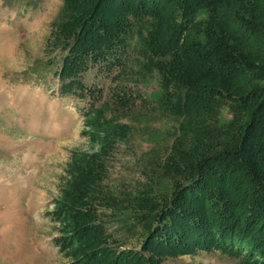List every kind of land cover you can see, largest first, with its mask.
Returning <instances> with one entry per match:
<instances>
[{
  "label": "trees",
  "instance_id": "16d2710c",
  "mask_svg": "<svg viewBox=\"0 0 264 264\" xmlns=\"http://www.w3.org/2000/svg\"><path fill=\"white\" fill-rule=\"evenodd\" d=\"M52 34L62 95L101 96L86 74H120L134 58L158 84L154 108L175 122L142 187L116 192L107 163L131 127L108 118L106 102L90 104L85 124L100 147L71 156L52 213L71 264H163L199 251L263 264L264 0H64ZM122 92V104L133 102ZM121 230L145 239L121 250Z\"/></svg>",
  "mask_w": 264,
  "mask_h": 264
},
{
  "label": "rangeland",
  "instance_id": "374dc122",
  "mask_svg": "<svg viewBox=\"0 0 264 264\" xmlns=\"http://www.w3.org/2000/svg\"><path fill=\"white\" fill-rule=\"evenodd\" d=\"M63 1L44 0L26 11L5 7L0 0V264H71L56 242L63 224L52 213L71 156L100 147L92 141L94 127L85 124L90 104L106 102L104 114L131 127L117 138L107 163L104 183L112 191L141 188L150 166L171 142L175 122L154 108L158 84L134 58L120 74L96 68L86 74L85 83L97 85L101 96L60 93L49 63L54 52L48 47ZM122 89L133 98L128 105L119 100ZM141 232L121 230L119 238L126 241L119 248L140 247L145 239L138 236ZM163 264L235 263L219 252L199 251L168 256Z\"/></svg>",
  "mask_w": 264,
  "mask_h": 264
}]
</instances>
